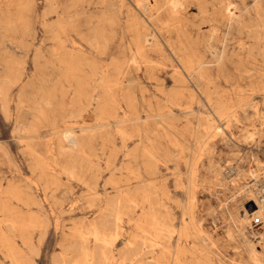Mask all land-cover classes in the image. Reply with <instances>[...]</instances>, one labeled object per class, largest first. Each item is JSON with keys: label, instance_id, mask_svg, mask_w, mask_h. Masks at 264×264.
<instances>
[{"label": "rangeland", "instance_id": "obj_1", "mask_svg": "<svg viewBox=\"0 0 264 264\" xmlns=\"http://www.w3.org/2000/svg\"><path fill=\"white\" fill-rule=\"evenodd\" d=\"M172 2L0 0V264H264V0Z\"/></svg>", "mask_w": 264, "mask_h": 264}, {"label": "bare ground", "instance_id": "obj_2", "mask_svg": "<svg viewBox=\"0 0 264 264\" xmlns=\"http://www.w3.org/2000/svg\"><path fill=\"white\" fill-rule=\"evenodd\" d=\"M173 0H171V2H172ZM182 2V1H181ZM184 2V1H183ZM173 3V2H172ZM171 3V4H172ZM176 3V2H175ZM175 3H174V5H175ZM214 3V2H213ZM170 4V3H169ZM171 4H170V6H171ZM179 4V3H178ZM227 6V5H226ZM175 7V6H174ZM235 7V6H234ZM176 8V7H175ZM179 8V7H178ZM180 9V8H179ZM181 10V9H180ZM204 10V9H203ZM105 12V11H104ZM230 12V11H229ZM232 13V12H231ZM227 14V13H226ZM229 14V13H228ZM233 14V13H232ZM238 15V14H237ZM239 17V16H238ZM207 19H208V17H207ZM201 25V24H200ZM214 25V24H213ZM238 25V24H237ZM216 30V29H215ZM176 31V30H175ZM218 31V30H217ZM211 32V31H210ZM259 32H260V30H259ZM213 36V35H212ZM254 36V35H253ZM247 37V36H246ZM264 41V40H263ZM148 44V43H147ZM240 49V48H239ZM206 50V49H205ZM131 52V51H130ZM208 52V51H207ZM249 53V52H248ZM198 57V56H197ZM139 59V58H138ZM147 63V62H146ZM152 64V63H151ZM130 65H131V63H130ZM178 67V66H177ZM182 68V67H181ZM139 72V71H138ZM131 80V79H130ZM131 82V81H130ZM129 82V83H130ZM122 84V83H121ZM131 84V83H130ZM128 87V86H127ZM93 89H95V88H93ZM91 90V89H90ZM98 90V89H97ZM4 99V98H3ZM81 106V105H80ZM36 108V107H35ZM75 112H77V111H75ZM76 115V114H75ZM74 115V116H75ZM73 116V115H72ZM230 120V119H229ZM226 127V126H225ZM162 133H164V132H162ZM221 133V132H220ZM219 135V134H218ZM69 136V135H68ZM251 136V135H250ZM69 138V137H68ZM72 138V137H71ZM72 141V140H71ZM74 146V145H73ZM75 147V146H74ZM31 156V155H30ZM38 157V156H37ZM94 168V167H93ZM96 170V169H95ZM72 172V171H71ZM154 178V177H153ZM156 178V177H155ZM53 180V179H52ZM76 180V179H75ZM140 186V185H139ZM151 189V188H150ZM158 190V189H157ZM118 191V190H117ZM113 196V195H112ZM114 200V199H113ZM116 200V199H115ZM106 201V200H105ZM125 203V202H124ZM114 204V203H113ZM259 204H261L260 206H258V207H260V209L258 210V215H261L262 214V208H263V206H264V201H259ZM117 205V204H116ZM115 206V205H114ZM126 206V205H125ZM109 209V208H108ZM108 211H110V210H108ZM111 212H113V211H111ZM111 212H109V214L111 213ZM107 215H108V213H107ZM264 215V214H263ZM108 217H110V218H112L111 216H108ZM107 217V218H108ZM107 220H110V219H107ZM113 220H114V218H113ZM116 220L118 221L119 220V216H116ZM151 220H152V238H153V240H152V244H153V248L154 249H156V250H158V252H159V255H158V257L155 259V261H154V264H162V262H163V260H164V263L163 264H166V259H167V257H168V255H170V257H169V259H170V261H171V264H183V262H182V260H181V258H182V256L184 255V252H183V250L181 249V248H179L175 253H170L169 252V248H168V246H167V244H168V242H169V237H170V234H171V231H170V229H169V227H167V225L165 224V222L160 218V216H159V214L158 213H154L153 215H152V217H151ZM259 220V219H258ZM103 221H104V218H103ZM111 222V221H110ZM100 223H101V221H100ZM99 223V224H100ZM105 223H108V222H105ZM118 224V223H117ZM111 225V224H110ZM98 226H103V225H98ZM104 226H105V224H104ZM107 226H109L108 224H107ZM94 229H93V231L95 230V227H93ZM102 228V227H101ZM106 228V227H105ZM109 228H111V227H109ZM112 229V228H111ZM116 229H117V227H116ZM102 230V229H101ZM105 229H103V231H104ZM107 230V229H106ZM113 231H114V229H112ZM115 231H118V229L117 230H115ZM78 232V231H77ZM92 232V231H91ZM118 232H120V231H118ZM84 233V232H83ZM115 233V232H114ZM114 233H113V236H114ZM104 234V233H103ZM115 234H117V232L115 233ZM80 235V234H79ZM85 235V234H84ZM91 237L94 239L93 241H97L96 243H98V242H100V243H102V244H104L105 246H107V245H109V242L106 240V238H105V236H103V235H101V234H99L98 233V231H94L92 234H91ZM91 238V239H92ZM108 238V237H107ZM176 238V237H175ZM109 239V238H108ZM111 241H112V239H111ZM99 245V244H98ZM126 245H127V243H126ZM73 246H74V244H73ZM128 246V245H127ZM97 247V244H96V246H95V248ZM99 247V246H98ZM101 247V246H100ZM99 247V248H100ZM104 247V246H103ZM143 247V246H142ZM172 247V246H171ZM106 248V247H105ZM128 248H130V246L128 247ZM70 250H72V249H70ZM124 250V249H123ZM151 250V249H150ZM122 251V250H121ZM125 251V250H124ZM120 252V251H119ZM86 253V255H87V252H85ZM89 253V252H88ZM135 253V252H134ZM99 254V253H98ZM121 255V254H120ZM81 256V255H80ZM100 256V255H99ZM122 256V255H121ZM130 256V255H129ZM85 257V256H84ZM84 257H83V259H84ZM87 257V256H86ZM103 258V257H102ZM82 259V258H81ZM121 259V258H120ZM89 260V259H88ZM106 261V260H105ZM128 261V260H127ZM92 262V261H91ZM90 262V263H91ZM93 263V262H92ZM91 263V264H92ZM96 263V262H95ZM146 263H149V261L148 262H146ZM86 264V263H85ZM119 264V263H118ZM153 264V263H152Z\"/></svg>", "mask_w": 264, "mask_h": 264}, {"label": "built area", "instance_id": "obj_3", "mask_svg": "<svg viewBox=\"0 0 264 264\" xmlns=\"http://www.w3.org/2000/svg\"><path fill=\"white\" fill-rule=\"evenodd\" d=\"M259 197H260V200L259 201H264V187L261 188L260 193H259ZM254 224H261V222H260V220L255 219L253 221V225Z\"/></svg>", "mask_w": 264, "mask_h": 264}]
</instances>
